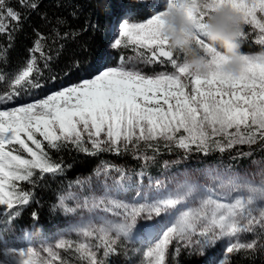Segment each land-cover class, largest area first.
Listing matches in <instances>:
<instances>
[{
  "label": "snow or ice",
  "instance_id": "6c2138e0",
  "mask_svg": "<svg viewBox=\"0 0 264 264\" xmlns=\"http://www.w3.org/2000/svg\"><path fill=\"white\" fill-rule=\"evenodd\" d=\"M185 2L164 0L139 19L131 18L134 9H119L109 47L118 56V50L131 48L138 60L119 57V63L109 64L101 59L89 76L21 102L44 86V74L56 71L52 65L60 55L45 54V38L36 34L26 62L0 91V264H67L60 250L74 253L79 264H180L182 252L192 258L190 264H235L237 257L264 254V179L257 184L230 166L197 170L201 175L181 173L185 179L176 183L146 172L161 146L188 159L193 153L222 157L238 145L264 142V0H216L239 15L241 45L255 37L261 49L245 54L240 48L235 73L221 70L226 58L203 38L206 13L193 18L196 43L207 61L203 74L170 52L163 35L165 18ZM16 3L29 11L38 7L29 0ZM22 15L11 0H0V35L7 34L9 43L12 33L22 30ZM51 31L60 35L55 26ZM34 53H40L39 63ZM138 64L164 70L148 74ZM79 67L74 60L64 75ZM72 150L92 157L131 153L140 169L132 183L130 170L101 163L87 178L70 182L50 211L76 227L37 246L30 229L16 221L33 203L35 188L70 167L53 154ZM248 155L238 151L240 157ZM31 218L35 226L38 213ZM132 253L142 259H129Z\"/></svg>",
  "mask_w": 264,
  "mask_h": 264
},
{
  "label": "trees",
  "instance_id": "16d2710c",
  "mask_svg": "<svg viewBox=\"0 0 264 264\" xmlns=\"http://www.w3.org/2000/svg\"><path fill=\"white\" fill-rule=\"evenodd\" d=\"M14 7L22 15V30L12 33V40L9 43L8 35H0V91H3L8 84L10 77L22 68V65L29 57V49L34 45L37 33L45 39L41 41L43 52L56 57L52 67L56 70L44 74V86L35 90V96H24L21 102H31L34 99L41 98L51 92L77 81L82 77L89 76L100 66L101 59L105 62H111L110 56L115 58L126 56L134 53L131 48L120 49L114 52L109 44L112 41L113 31L115 29V13L124 7L134 9L137 14L131 18H146L148 8L157 7L153 2L145 4L143 0H29L35 2L38 7L34 11L20 8L16 0H11ZM63 23H57V20ZM9 21H5L7 25ZM14 24V22H12ZM99 24L100 27L93 28L90 25ZM55 26L56 31L60 33L56 36L51 30ZM86 29V30H85ZM255 37L250 42H244L241 45V51L245 54H254L260 51V46L254 43ZM55 40V43L53 41ZM63 45L61 48L60 46ZM10 48V50H9ZM38 63L40 62V53H34ZM182 59V58H181ZM74 60H79L80 67L78 70L64 75V69L71 67ZM156 71L164 70L160 65H155ZM171 71L169 67L167 69ZM59 75V78L52 82V75ZM264 143L258 141L256 144L248 146H236L221 155L213 153L208 156L193 153L188 159H181L182 153L176 150L169 152L161 146L160 154L156 162L151 164L146 172L152 178H159L162 175H171L173 172L181 169L197 170L207 166L224 164L232 169H241L248 166L254 158H263L264 153L257 145ZM251 149V150H250ZM239 152L250 153L248 156L240 157ZM151 155V152H149ZM236 156V159H232ZM53 158L62 160L66 166H69L62 177H52L41 182L35 188V198L33 203L23 213L21 219L16 221L20 228H29L32 240L36 245L40 244L42 239L53 240L60 233L66 232L70 221L65 220L62 215L50 211L55 196L67 191L70 182L75 181L78 177L87 178L89 174L101 163H113L130 170L135 183V172L140 169V161L133 159L131 153L127 155L116 156L110 153H102L99 156L92 157L83 153L72 151H63L59 154H53ZM179 160V163L173 161ZM168 167L165 168V162ZM147 176L144 183L147 184ZM75 188V186H74ZM35 211L39 215V221L33 226L31 213ZM19 235V233H18ZM75 239L74 236H72ZM61 257L67 261V264H79L76 255L70 252L60 250ZM213 258V257H212ZM129 259H139L136 253H132ZM191 257L186 252H182L179 257L180 264H190ZM235 264H264V254L256 253L252 257H237Z\"/></svg>",
  "mask_w": 264,
  "mask_h": 264
},
{
  "label": "clouds",
  "instance_id": "9594fccd",
  "mask_svg": "<svg viewBox=\"0 0 264 264\" xmlns=\"http://www.w3.org/2000/svg\"><path fill=\"white\" fill-rule=\"evenodd\" d=\"M206 13L202 29L205 42L225 57L221 70L235 73L239 69L242 22L229 4L216 0H187L174 8L165 18L163 35L169 51L182 58L193 73L207 71L205 50L196 43L194 17Z\"/></svg>",
  "mask_w": 264,
  "mask_h": 264
},
{
  "label": "rangeland",
  "instance_id": "374dc122",
  "mask_svg": "<svg viewBox=\"0 0 264 264\" xmlns=\"http://www.w3.org/2000/svg\"><path fill=\"white\" fill-rule=\"evenodd\" d=\"M143 1H145V0H143ZM151 2H153L157 7H160L164 3V0H151ZM115 31H116V28L113 31V37H114ZM113 37H112V40H113ZM141 51H143V50H141ZM122 57L125 59L132 58L133 60H138L136 53H131V54H128V55L122 56ZM110 59H111L110 64H116V63L120 62V58H115L113 55L110 56ZM137 66L140 67L141 69H143L148 74H152L153 72H155L153 70L155 65L154 66H146L143 64H138ZM257 147L261 151L263 150V153H264V143L257 145ZM253 161H255V163H253ZM253 161L248 166L243 167L241 169H232L231 168V172L232 173H238V174H240L241 177L246 178V179H250V180H254L255 183L259 184L261 182V180L264 179V176H262L260 174V173L264 172V157L263 158L256 157L253 159ZM214 166H219L222 170L224 168H227V166H225L224 164H218V165H214ZM208 167L209 166L204 167L203 169H206ZM203 169L201 168V169H197V170H203ZM197 170L181 169L179 171L173 172L171 175H169V174H167L165 176L162 175L159 178L163 179L164 177H172L173 182L176 183V182L183 181L185 179V175H182L181 173L187 172V174L190 176L201 175V173L197 172ZM74 190H75V188H74ZM131 195L132 194L129 193V196H131ZM149 223H155V221H152ZM139 226L141 229H143L145 227V222L141 221ZM75 227H76V225L73 224L72 222H70L69 227L66 229V232H62L60 234L67 233ZM73 236L75 237V239H77V237L74 234H73ZM247 238L250 239L251 237L249 236ZM37 246H39V244ZM223 247H224V245L221 244L220 249H222ZM219 255H220V250L218 249L216 256H214L212 259L215 260L216 257H218ZM139 259H142V257H139Z\"/></svg>",
  "mask_w": 264,
  "mask_h": 264
}]
</instances>
